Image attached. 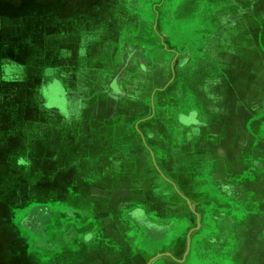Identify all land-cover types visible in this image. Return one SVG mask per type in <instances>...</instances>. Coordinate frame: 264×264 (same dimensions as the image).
<instances>
[{
    "label": "rangeland",
    "instance_id": "374dc122",
    "mask_svg": "<svg viewBox=\"0 0 264 264\" xmlns=\"http://www.w3.org/2000/svg\"><path fill=\"white\" fill-rule=\"evenodd\" d=\"M29 3L32 5L22 14L27 20L20 23L26 25L24 32L35 38L32 47L38 52L29 53L27 57V79L33 84L28 98L30 103L38 100L40 112H45V130L39 135L38 127L32 129L31 122L25 126H28L25 139L19 141L23 149L28 146L38 150L36 154L41 151L48 154L46 151L52 152V147L59 149L60 168L48 156L46 163L44 161L45 170L57 172L56 183L60 181L66 192V198L60 200L63 208L55 206L56 215L52 212L42 215V209L18 215L20 223H17L26 230L23 234L29 240L28 254L33 264H107L105 257L110 254L122 261L120 264H145L146 260L148 264H245L233 245L230 246L237 238L233 221H242L246 216L240 207L231 211L209 206V199L189 201L174 196L169 199L170 204L180 207L176 203L182 201L183 212L168 216L167 225L164 222V226L157 225L153 224L159 221L155 213L162 214L158 207L149 203L155 198L133 190L132 183L125 182L119 187L118 197L123 198L119 201L120 208L111 211H115L113 218L119 220L118 228L110 221L112 216L108 211L105 212L107 217H101L100 206L87 205L84 194L79 193L75 199L67 198L72 181L102 176L100 163L111 158L110 150L114 145L124 147L125 162L133 161L130 155L137 144V134L145 154L151 159H164L162 150L171 143L168 155H172L171 159L178 158L172 151L178 150L180 143L187 140L184 124L197 122L195 116L202 109L204 98L201 92L197 95L195 84L190 89L187 83L176 81L174 70L176 66H184L190 54L196 55L197 50L190 52L183 45L188 54L173 50L171 63L170 55H162L165 45L160 36L172 28L180 31L181 17L195 8H179L172 14L161 5L164 0L161 4L144 2L138 7H134L138 0H29ZM139 18L141 24H138ZM13 58L22 65V57ZM150 65L170 66L174 83L163 82L169 70L162 75L161 70H149ZM152 73L151 80H161L160 83H150V86L137 83L148 79ZM20 74L25 77L23 72ZM90 78L94 82L86 83L85 79ZM11 98L13 105L20 106L21 98L16 100L18 97L13 95ZM27 109L25 113L28 114ZM16 110L12 108L13 113ZM48 112L54 116L46 115ZM114 115L117 116L109 120ZM14 124L21 126L22 123L14 121ZM112 127H119L120 133L129 135L121 139L110 131ZM18 153L23 158L27 156L24 150ZM6 159L12 170L9 182L1 185L0 192L11 187L19 191V183L27 180L26 169H22L24 160ZM171 167L168 169L174 172ZM29 170L36 175L38 168ZM258 174L264 175V167ZM177 175L180 173H174ZM247 176L248 173L243 172L242 177ZM96 185L103 184L98 180ZM263 186L264 182L259 184V188ZM168 196L170 198V194ZM233 198L235 196L223 200L228 202ZM157 200L160 206L164 203ZM197 204H201L202 209ZM15 206L19 212L26 210L20 208L23 204ZM207 206L209 208L203 210ZM236 238L234 244L238 245L241 236L239 241ZM251 245L247 244L248 256L253 248L264 245V235L251 240ZM257 259L259 257L255 256L254 263Z\"/></svg>",
    "mask_w": 264,
    "mask_h": 264
},
{
    "label": "crops",
    "instance_id": "0c3cea01",
    "mask_svg": "<svg viewBox=\"0 0 264 264\" xmlns=\"http://www.w3.org/2000/svg\"><path fill=\"white\" fill-rule=\"evenodd\" d=\"M162 1L138 0L134 7L144 2L161 4ZM31 5L29 0H0V187L10 180L12 168L6 158L24 160L26 168L22 169H26L24 176L27 179L19 183V191H13L11 187L4 193L0 192V264H33L28 254L29 240L23 234L26 230L19 225L18 215H25L34 209H42V215L50 212L56 215V207L63 208L64 203L60 200L66 198L65 188L60 186V181L56 183L57 172L45 170V158L48 156L60 168L59 149L52 147V152L46 151L48 154L43 151L36 154L38 150L34 151L28 146L23 149L19 141L27 133L28 126H25L31 122L32 129L38 127L36 132L39 135L45 130V112H40L38 100L30 103L28 98L33 84L27 79V57L29 53H37L38 50L32 47L36 43L35 38L24 32L26 25L20 21L27 20L22 14ZM161 5L166 6L172 14L179 8H195L181 17L180 31L172 28L165 31L167 34L164 36H159L165 45L161 54L165 57L170 55L171 63L173 50L182 54L183 45L190 52L197 50L196 55L194 52L190 54L191 58L184 66H176L174 70L176 81L187 83L190 89L195 84L197 95L200 92L203 94L202 109L197 117L194 115L197 122L184 124L187 140L180 143L178 150L172 151L178 156L176 160L168 155L173 143L166 144L165 150H162L164 159H151L145 154L141 139L135 133L137 144L130 155L133 161L125 162L124 147L114 145L110 150L111 158L100 163L102 176H86L84 181H72L67 198L75 199L79 193L84 194L87 205L100 206L101 217H107L105 212L108 211L112 216L110 221L118 228L119 220L113 218V215L120 208L119 201L123 198L118 197L119 187L125 182L132 183L133 190L156 199H151L149 203L152 207H158L162 214L155 213L159 221L153 224L157 225H167L168 216L174 212H180L181 215L183 212L182 201L176 203L180 207L170 204L169 199L174 196L189 201L209 199V206L231 211L234 207H240L246 216L242 221L234 220L233 228L237 232L236 240L239 241L241 236V242L235 245L234 238L230 246L233 245L245 264L254 263L255 256L259 259L254 264H264V245H259V249H250V256L247 255V244L252 246L251 240L264 235V186L263 189L259 188V184L264 182V175L258 174V170L264 167V0H164ZM138 24H141V19ZM184 54L188 53L184 51ZM13 57H22V65ZM149 70H161L164 73L162 75L169 70L170 74L163 77V82L174 83L170 66L153 65ZM22 72L25 77L20 74ZM153 74H149L150 79L137 83H147L149 86L150 83H160L161 80H151ZM92 80L85 79L86 83H92ZM203 83L210 85L205 87ZM11 95L18 97L16 100L22 99L20 106L11 103ZM14 107L17 110L13 113ZM26 107L35 111L29 112L27 109V114ZM46 115L54 116L49 112ZM14 121L23 125L15 126ZM120 130L119 127L110 128L119 138L129 135L126 132L120 133ZM23 150L27 153L24 158L18 153ZM14 151H17L16 155ZM171 166L174 172L170 171ZM31 167L38 168L36 175L29 173ZM243 172L248 173L246 178L242 177ZM174 173L180 175L174 176ZM98 180L103 185H96ZM173 189L177 190L174 192ZM223 195L224 198H235L225 202ZM157 199L164 203L160 206ZM15 204H23L20 208H25V212L16 210L18 206ZM196 206L202 209L201 204ZM209 206L203 207V210ZM112 210L115 211L112 213ZM105 258L107 264L122 262L115 259L113 254ZM145 264H148L147 260Z\"/></svg>",
    "mask_w": 264,
    "mask_h": 264
}]
</instances>
